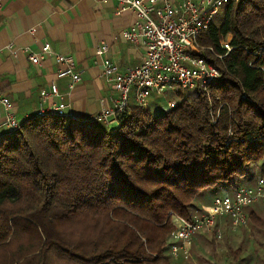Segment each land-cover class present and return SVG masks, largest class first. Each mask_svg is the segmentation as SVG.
<instances>
[{
	"label": "trees",
	"instance_id": "16d2710c",
	"mask_svg": "<svg viewBox=\"0 0 264 264\" xmlns=\"http://www.w3.org/2000/svg\"><path fill=\"white\" fill-rule=\"evenodd\" d=\"M221 9L196 38L219 72L206 87L174 86L145 107L130 97L116 127L34 113L0 132V264H177L172 216L264 181V0ZM261 206L245 208L253 231ZM88 220L96 236L70 239L65 229ZM228 250L248 264L240 245Z\"/></svg>",
	"mask_w": 264,
	"mask_h": 264
},
{
	"label": "built area",
	"instance_id": "2783aa9c",
	"mask_svg": "<svg viewBox=\"0 0 264 264\" xmlns=\"http://www.w3.org/2000/svg\"><path fill=\"white\" fill-rule=\"evenodd\" d=\"M228 1L116 0L118 13L128 9L134 17L128 28L122 31V37L140 47L143 57L137 67L120 72L109 59L103 57L107 45L100 43L95 47L94 55L101 65V76L109 82L115 95L105 100L101 109L89 120L103 123L114 121L116 115L127 107L131 92L135 102L145 107L153 93L159 94L174 86L188 90L197 86L206 87L215 80L219 72L203 56L197 54L199 47L196 38ZM1 5L2 0L0 7ZM219 44L225 51L223 55L230 51L229 36ZM51 53L50 44L45 42L36 52H31L28 59L32 64H37ZM54 60L58 65L55 77L66 79L68 89L81 82L82 72L76 67L71 54L54 53ZM49 86L48 90L40 91V106L36 114L51 113L67 117V105L62 101L56 83L51 82ZM48 99H51V105L44 108L43 103ZM0 107L3 111L0 131L3 128L15 130L20 121L13 112L12 102L1 91ZM256 203L264 204L262 179L252 187L237 188L231 195L216 196L206 211L195 213L189 220L172 216L173 230L170 235L173 243L169 248L172 257L187 260L195 234L214 229L218 220L228 218L232 231L245 226L248 218L245 208ZM215 234L220 237L219 231Z\"/></svg>",
	"mask_w": 264,
	"mask_h": 264
},
{
	"label": "crops",
	"instance_id": "0c3cea01",
	"mask_svg": "<svg viewBox=\"0 0 264 264\" xmlns=\"http://www.w3.org/2000/svg\"><path fill=\"white\" fill-rule=\"evenodd\" d=\"M133 18L128 9L117 12L116 0H2L0 91L12 102L16 118L22 122L36 113L40 91L48 90L51 82L56 83L67 105L68 119L89 120L95 115L104 101L115 95L101 76L95 47L105 43L103 57L120 72L137 67L143 50L122 37ZM45 42L51 46V55L32 64L29 54ZM54 53L71 54L81 70V82L72 89H68L66 79L55 77L58 65ZM50 105L51 99L43 103L44 108ZM2 118L0 107V123ZM110 123L116 127V122Z\"/></svg>",
	"mask_w": 264,
	"mask_h": 264
},
{
	"label": "rangeland",
	"instance_id": "374dc122",
	"mask_svg": "<svg viewBox=\"0 0 264 264\" xmlns=\"http://www.w3.org/2000/svg\"><path fill=\"white\" fill-rule=\"evenodd\" d=\"M224 6V5H223ZM222 6V7H223ZM213 17L212 21H216L221 13V8ZM133 98V93H130ZM260 214L264 215V204L261 206ZM224 219L218 220L219 225L214 229L205 231L200 236L195 237V245L192 246L190 256L187 260L179 261L177 264H232V258L228 257V249H236L239 245L242 247L241 256L248 259V264H263L264 258V228L262 230H254L249 224L244 226L245 233L242 234V226L237 227L235 231L230 228L231 222L228 220V227L224 225ZM217 221V222H218ZM98 226L90 220L72 224L65 231L73 241H88L96 236ZM256 229V228H255ZM220 232V237H216L215 232ZM251 234V237L249 235ZM248 238V239H247ZM56 264H62V260H58Z\"/></svg>",
	"mask_w": 264,
	"mask_h": 264
}]
</instances>
